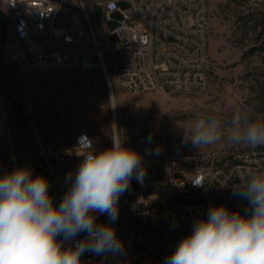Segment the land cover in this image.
I'll use <instances>...</instances> for the list:
<instances>
[{
    "label": "built area",
    "instance_id": "obj_1",
    "mask_svg": "<svg viewBox=\"0 0 264 264\" xmlns=\"http://www.w3.org/2000/svg\"><path fill=\"white\" fill-rule=\"evenodd\" d=\"M0 2L33 72L101 71L110 97H116V91L196 94L209 90L210 0ZM1 106L5 110L3 102ZM112 118L113 135H120L127 147L141 154L147 175L142 182L133 178L129 190L119 198V237L124 252L107 256L108 264H122L121 260L132 264L140 258L136 251L141 250L164 261L191 232L196 219L206 217L219 196L233 191L249 172L264 171V151H237L220 161L207 152L174 148L165 132L125 129L113 111ZM82 136L93 142L96 151L105 149L97 144L98 134L80 132L64 151L77 166L83 159V151L78 148ZM46 171L50 194L59 205L58 176L49 164ZM156 172L169 175L168 188H147V181ZM193 182L202 185L194 186ZM240 203L243 207L229 210L245 214L248 205ZM104 223H112L107 215ZM81 259L84 264H94L105 258L85 253Z\"/></svg>",
    "mask_w": 264,
    "mask_h": 264
},
{
    "label": "rangeland",
    "instance_id": "obj_2",
    "mask_svg": "<svg viewBox=\"0 0 264 264\" xmlns=\"http://www.w3.org/2000/svg\"><path fill=\"white\" fill-rule=\"evenodd\" d=\"M263 41L264 0H210L209 90L196 94L116 91L119 122L125 129L165 132L174 148L207 152L220 161L228 160L237 151L263 152L264 146L233 145L226 139L200 150L193 148L190 142L184 143L185 133L190 134L192 122L200 117L216 116L227 125L236 107L249 111L254 117H264ZM110 73L115 85L111 68ZM55 111L62 118V125L72 130L96 124L95 119L100 124H108L112 108L104 75L101 71H31L24 48L13 36L10 20L0 2V155L5 153L6 145L23 141L31 145L35 157L12 159L6 154L0 163V174L16 167H28L34 176L37 168L40 169L38 174H47L49 164L58 176L56 191L62 199L69 187L66 177L69 172L74 176L78 166L64 154L72 138L57 140L47 131V121ZM55 124L61 125L58 121ZM169 186L170 177L166 173L156 172L147 181L150 191ZM127 197L135 201L134 196ZM240 202L248 205L245 199L234 196L229 190L219 196L214 205L223 204L231 209L243 207ZM105 217L97 215V222H104ZM113 226L118 237L121 236L119 211ZM136 253L140 258L132 264H161L163 261L143 250ZM121 262L123 264L124 260Z\"/></svg>",
    "mask_w": 264,
    "mask_h": 264
},
{
    "label": "clouds",
    "instance_id": "obj_3",
    "mask_svg": "<svg viewBox=\"0 0 264 264\" xmlns=\"http://www.w3.org/2000/svg\"><path fill=\"white\" fill-rule=\"evenodd\" d=\"M222 139L264 146V117L241 107L227 125L216 116L200 117L184 143L200 150ZM78 148L83 159L74 176L66 177L69 187L58 206L44 175L34 176L28 167L0 175V264H84L85 253L105 258L94 264H108L107 256L123 254L124 242L113 225L120 196L133 178L142 182L147 175L143 157L120 135L101 151L82 136ZM233 195L248 202L245 214L223 204L210 206L161 264H264V171L249 172ZM97 215H107L112 223L97 222ZM81 234L86 235L77 241Z\"/></svg>",
    "mask_w": 264,
    "mask_h": 264
},
{
    "label": "crops",
    "instance_id": "obj_4",
    "mask_svg": "<svg viewBox=\"0 0 264 264\" xmlns=\"http://www.w3.org/2000/svg\"><path fill=\"white\" fill-rule=\"evenodd\" d=\"M50 116H51L49 117L50 119H48L47 121V126H46L47 131L52 135L53 138L57 140H62L69 137L73 138L80 132L87 131L89 133L99 135V138L97 140V144L99 146L108 148L112 144V136H113L112 113H111V117L108 114V117L110 119L108 124H105L104 122L100 124V122L97 119H95L93 122L97 121L96 124L91 123V125H82L81 127L75 130L69 129L66 125H62L61 123L62 118L58 115L56 111L54 112V114ZM57 121L58 123L61 124L60 126H57L55 124ZM62 133H65L66 136L63 137ZM5 149H6L5 153L0 155V159H1L0 163L2 162V159H4V156L6 154L10 155L12 159H35L31 145L23 141H17L12 145H6ZM37 175H39L38 172Z\"/></svg>",
    "mask_w": 264,
    "mask_h": 264
},
{
    "label": "bare ground",
    "instance_id": "obj_5",
    "mask_svg": "<svg viewBox=\"0 0 264 264\" xmlns=\"http://www.w3.org/2000/svg\"><path fill=\"white\" fill-rule=\"evenodd\" d=\"M109 100H110V105H111L112 111L114 112L115 118L118 121V109H117L118 107H117L116 98L114 96H111V97L109 96Z\"/></svg>",
    "mask_w": 264,
    "mask_h": 264
},
{
    "label": "trees",
    "instance_id": "obj_6",
    "mask_svg": "<svg viewBox=\"0 0 264 264\" xmlns=\"http://www.w3.org/2000/svg\"><path fill=\"white\" fill-rule=\"evenodd\" d=\"M261 48L264 50V41L262 43V47ZM37 171L40 173V169L39 168H37ZM42 175H44L48 179V175L46 173L45 174H42Z\"/></svg>",
    "mask_w": 264,
    "mask_h": 264
}]
</instances>
